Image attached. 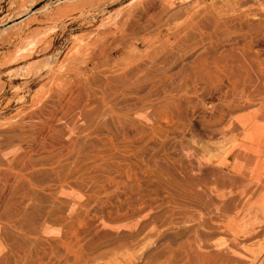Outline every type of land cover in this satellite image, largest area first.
Here are the masks:
<instances>
[{"label":"rangeland","instance_id":"1","mask_svg":"<svg viewBox=\"0 0 264 264\" xmlns=\"http://www.w3.org/2000/svg\"><path fill=\"white\" fill-rule=\"evenodd\" d=\"M0 264H264V0H0Z\"/></svg>","mask_w":264,"mask_h":264},{"label":"bare ground","instance_id":"2","mask_svg":"<svg viewBox=\"0 0 264 264\" xmlns=\"http://www.w3.org/2000/svg\"><path fill=\"white\" fill-rule=\"evenodd\" d=\"M12 35V34H11Z\"/></svg>","mask_w":264,"mask_h":264}]
</instances>
